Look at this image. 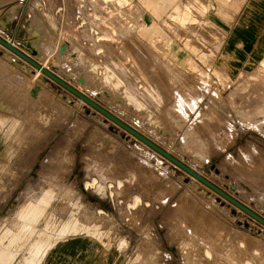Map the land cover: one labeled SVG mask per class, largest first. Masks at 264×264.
I'll list each match as a JSON object with an SVG mask.
<instances>
[{"label": "rangeland", "instance_id": "obj_1", "mask_svg": "<svg viewBox=\"0 0 264 264\" xmlns=\"http://www.w3.org/2000/svg\"><path fill=\"white\" fill-rule=\"evenodd\" d=\"M143 18L0 0V39L264 220V67L205 78L171 15ZM36 71L0 44V245L20 264H264V225Z\"/></svg>", "mask_w": 264, "mask_h": 264}, {"label": "crops", "instance_id": "obj_2", "mask_svg": "<svg viewBox=\"0 0 264 264\" xmlns=\"http://www.w3.org/2000/svg\"><path fill=\"white\" fill-rule=\"evenodd\" d=\"M129 1L146 25L158 28L171 15L173 41L186 62L203 63L198 66L205 78L248 76L264 67V0ZM216 89L223 91L221 85ZM213 92L210 81L205 93ZM0 264H20L18 242L0 245Z\"/></svg>", "mask_w": 264, "mask_h": 264}, {"label": "water", "instance_id": "obj_3", "mask_svg": "<svg viewBox=\"0 0 264 264\" xmlns=\"http://www.w3.org/2000/svg\"><path fill=\"white\" fill-rule=\"evenodd\" d=\"M0 44H2L5 47H7L9 50H11L13 53H15L21 59L25 60L30 65H32L37 70H39L44 75H46L48 78H50L51 80H53L55 83H57L58 85H60L61 87H63L67 91H69L70 93L74 94L80 100H82L83 102H85L87 105L91 106L93 109H95L96 111H98L99 113H101L104 117H106L107 119H109L111 122H113L114 124H116L117 126H119L120 128H122L123 130H125L127 133H129L130 135H132L133 137H135L136 139H138L140 142H142L143 144H145L146 146H148L149 148H151L157 154L161 155L162 157H164L165 159H167L168 161H170L171 163H173L174 165H176L177 167H179L180 169H182L183 171H185L187 174H189L190 176H192L194 179L200 181L205 186H207L208 188H210L211 190H213L215 193H217L220 196H222L224 199H226L231 204H233L234 206H236L237 208H239L241 211H243L244 213H246L247 215H249L250 217H252L256 221H258L259 223H261L262 225H264V220L261 219L260 217H258L256 214H254L248 208H246L245 206L241 205L239 202H237L236 200H234L233 198H231L229 195H227L223 191L219 190L217 187H215L213 184L209 183L207 180H205L199 174L195 173L192 169H190V168L186 167L185 165H183L181 162H179L178 160H176L175 158H173L171 155H169L167 152L163 151L162 149H160L159 147H157L156 145H154L152 142H150L144 136H142L139 133H137L135 130H133L132 128H130L129 126H127L125 123H123L122 121H120L119 119H117L115 116H113L109 112L105 111L99 105H97L96 103H94L91 99L85 97L83 94H81L80 92L76 91L75 89H73L72 87H70L69 85H67L64 81H62L61 79H59L53 73H51L50 71L44 69L41 65L35 63L31 59H29L27 56L23 55L22 53H20L16 49H14L11 46V44L6 43V42H4L1 39H0Z\"/></svg>", "mask_w": 264, "mask_h": 264}, {"label": "bare ground", "instance_id": "obj_4", "mask_svg": "<svg viewBox=\"0 0 264 264\" xmlns=\"http://www.w3.org/2000/svg\"><path fill=\"white\" fill-rule=\"evenodd\" d=\"M24 46H29V44L27 42H24ZM35 49H33L34 51ZM35 52V51H34ZM34 54V53H33ZM12 63V62H11ZM42 67H44V64H42ZM36 72H39V70H37ZM81 83V81H80ZM40 85H34L33 87H31L30 90V96H32L33 98H36L39 96L40 92H41V87H39Z\"/></svg>", "mask_w": 264, "mask_h": 264}]
</instances>
